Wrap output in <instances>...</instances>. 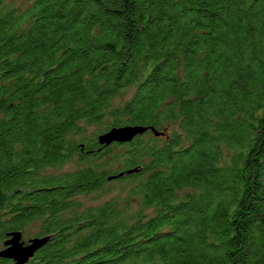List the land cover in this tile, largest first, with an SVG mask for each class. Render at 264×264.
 <instances>
[{"label":"trees","instance_id":"16d2710c","mask_svg":"<svg viewBox=\"0 0 264 264\" xmlns=\"http://www.w3.org/2000/svg\"><path fill=\"white\" fill-rule=\"evenodd\" d=\"M31 225L25 264H264V0H0V249Z\"/></svg>","mask_w":264,"mask_h":264},{"label":"water","instance_id":"95a60500","mask_svg":"<svg viewBox=\"0 0 264 264\" xmlns=\"http://www.w3.org/2000/svg\"><path fill=\"white\" fill-rule=\"evenodd\" d=\"M150 130L154 136L163 135V131H160L153 126L143 124H126L120 126H112L107 130L99 133L96 136L98 144L107 146L112 143H126L130 142L138 135ZM138 168L128 169L126 171H120L116 174L108 176V179H115L125 174H131L137 171ZM6 240L3 242V247L0 249V257L10 259L14 264L27 263L43 245H45L50 235L34 236L27 240L22 238L21 230H12L6 233Z\"/></svg>","mask_w":264,"mask_h":264},{"label":"rangeland","instance_id":"374dc122","mask_svg":"<svg viewBox=\"0 0 264 264\" xmlns=\"http://www.w3.org/2000/svg\"><path fill=\"white\" fill-rule=\"evenodd\" d=\"M94 130V126H90L87 128V133H91ZM76 167L73 163H69L65 166H63L60 170H67V169H73ZM51 172H56L55 170H50ZM58 171V170H57ZM125 181L123 182H118L111 180L107 182L104 187L102 192L99 191H94L86 195L79 196L78 199L81 200L85 205H91V204H97L102 201H104L107 198L111 197H116L117 195L119 196H124L125 194ZM37 227L35 225H31L27 231L22 232V238L24 240H27L30 237L37 236Z\"/></svg>","mask_w":264,"mask_h":264}]
</instances>
